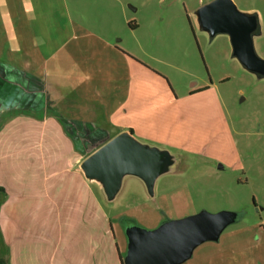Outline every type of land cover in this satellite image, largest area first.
I'll use <instances>...</instances> for the list:
<instances>
[{"label":"rangeland","instance_id":"obj_1","mask_svg":"<svg viewBox=\"0 0 264 264\" xmlns=\"http://www.w3.org/2000/svg\"><path fill=\"white\" fill-rule=\"evenodd\" d=\"M68 1L77 21L99 26L101 36L156 76L149 82L152 102L146 107L141 100L125 126L134 129L139 144L168 153L164 172L151 189L139 177L124 175L111 199L97 196L96 184H90L97 196L91 212L100 216L98 224L107 222L115 258L128 261L137 238L201 217L221 231L193 246L181 264H264V78L232 56L228 35L211 40L200 29L196 12L213 0ZM233 2L240 11L259 15L261 35L254 43L264 59V0ZM60 18L67 20L65 10ZM192 90L201 91L191 95ZM161 91L171 94L170 101ZM4 198L0 193V212L12 210V220L2 222L10 229L4 245L9 264H21L16 247L23 241L28 248L50 249L56 260L80 255L90 237L99 241L100 232L67 219L88 204H17L3 211ZM23 211L19 220L16 214Z\"/></svg>","mask_w":264,"mask_h":264},{"label":"crops","instance_id":"obj_2","mask_svg":"<svg viewBox=\"0 0 264 264\" xmlns=\"http://www.w3.org/2000/svg\"><path fill=\"white\" fill-rule=\"evenodd\" d=\"M70 7L68 0H0L2 209L17 204H88L85 212L68 213L67 219L100 232L99 241L84 240L81 254H70L66 260L49 256L51 250L45 247L28 248L23 241L16 247L21 264H128L115 258L107 222L98 224L100 216L91 212L92 201L105 195L104 188L88 180L81 166L123 132L136 139L134 129L125 125L134 111L138 113L141 100L146 107L152 102L149 82L156 76L135 55L101 36L99 26L77 21ZM62 10L66 21L60 18ZM80 40L85 45L76 48L74 42ZM160 93L165 101L172 97L167 91ZM91 183L96 184L97 196L92 195ZM11 212H0L4 244L10 229L2 222L12 220ZM25 213L16 215L22 220Z\"/></svg>","mask_w":264,"mask_h":264},{"label":"water","instance_id":"obj_3","mask_svg":"<svg viewBox=\"0 0 264 264\" xmlns=\"http://www.w3.org/2000/svg\"><path fill=\"white\" fill-rule=\"evenodd\" d=\"M196 16L200 29L211 40L219 34L228 35L232 56L247 71L264 78V59L254 43V38L261 35L257 13L240 11L233 0H213L201 6ZM167 162V152L141 145L131 132H123L91 154L81 167L89 180L102 184L111 199L126 174L139 177L151 189ZM220 231L221 226L212 220L192 218L153 237L135 239L128 264H180L193 246Z\"/></svg>","mask_w":264,"mask_h":264},{"label":"trees","instance_id":"obj_4","mask_svg":"<svg viewBox=\"0 0 264 264\" xmlns=\"http://www.w3.org/2000/svg\"><path fill=\"white\" fill-rule=\"evenodd\" d=\"M3 240L0 242V264H9L7 249Z\"/></svg>","mask_w":264,"mask_h":264}]
</instances>
